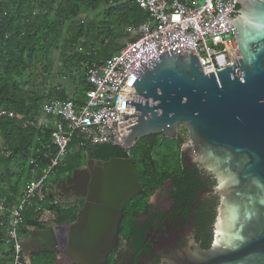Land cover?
<instances>
[{"label":"water","instance_id":"obj_1","mask_svg":"<svg viewBox=\"0 0 264 264\" xmlns=\"http://www.w3.org/2000/svg\"><path fill=\"white\" fill-rule=\"evenodd\" d=\"M235 3L239 10L233 20L216 21L235 27L238 62L205 74L196 56L170 50L144 69L132 87L137 97L126 101L125 108L135 109L126 120L135 122L126 129L125 150L152 135L174 139L186 124L188 154L218 182L213 247L185 256L180 264H264V0ZM87 168L92 181L82 188L85 205L76 221L53 222L25 237L23 252L29 262L35 255H59L66 249L54 264H105L116 247L123 210L143 192L136 165L130 158L90 159ZM53 190L50 186L51 200Z\"/></svg>","mask_w":264,"mask_h":264},{"label":"trees","instance_id":"obj_2","mask_svg":"<svg viewBox=\"0 0 264 264\" xmlns=\"http://www.w3.org/2000/svg\"><path fill=\"white\" fill-rule=\"evenodd\" d=\"M91 13L96 16L102 13V19L89 17ZM149 19L135 3L125 0H0V112H7L0 117V199L7 205L14 206L43 176L50 166L48 157L55 154L52 145L55 127L40 124L42 108L48 99L66 100L69 94L54 81L69 80L73 76L70 77L72 69L67 67L71 62L73 73L79 74L77 79L85 98L92 88L87 81L92 66L103 65L117 54L114 40L126 37L128 26H140ZM117 27L121 32L113 35ZM77 46H82V51ZM94 46L98 50H90ZM54 54H59L62 60L56 73H53ZM8 113H14L15 117ZM180 141H187L186 130L180 132ZM168 142L161 143L159 135L144 137L128 156L120 146L81 147L74 140L61 166L55 169V175L70 177L90 159L130 158L137 165L143 185L152 193L163 182L160 173H167L164 166L178 160L179 154L173 150L162 153L154 150ZM43 206L46 214L35 207L25 208L19 229L21 237L44 229L51 221L75 222L83 201L66 207L55 204L48 195ZM8 262L7 249L0 242V264ZM54 263L55 255L50 253L39 255L31 262Z\"/></svg>","mask_w":264,"mask_h":264},{"label":"built area","instance_id":"obj_3","mask_svg":"<svg viewBox=\"0 0 264 264\" xmlns=\"http://www.w3.org/2000/svg\"><path fill=\"white\" fill-rule=\"evenodd\" d=\"M236 0H125L135 3L149 15V21L138 27H128L130 37H141L124 45L120 52L103 65H93L87 81L92 88L79 104L73 99H53L43 105L42 112L56 120L52 142L55 154L50 166L14 206L0 199V242L9 255L8 264H31L24 256L19 229L23 212L28 206L47 213L43 206L49 195L51 176L61 166L74 140L81 147L114 145L126 149L125 138L135 118V109L125 108L126 101L137 97L132 87L146 67H153L159 56L173 54L196 56L205 74H214L240 60V50L231 24L218 20H233L239 10ZM7 112H0V117ZM15 117L14 113H8ZM130 156L131 149L125 150ZM33 173H36L34 170ZM55 204H61L54 199ZM64 205V204H63Z\"/></svg>","mask_w":264,"mask_h":264},{"label":"flooded vegetation","instance_id":"obj_4","mask_svg":"<svg viewBox=\"0 0 264 264\" xmlns=\"http://www.w3.org/2000/svg\"><path fill=\"white\" fill-rule=\"evenodd\" d=\"M183 130L187 132L186 142L180 141ZM159 136L160 142L169 141L168 145L155 147L154 150L157 153L173 150L179 154L178 160L175 164L172 162L164 166L167 173H160L163 182L152 193L145 188L139 176L143 192L125 206L118 243L105 264H180L185 256L213 247L220 206L217 179L188 154L190 142L186 124L179 126L174 139ZM115 158L120 157L114 156L103 162ZM79 170L77 177L71 181L68 182L73 175L60 176L56 183L50 185L54 187L51 195L66 207L81 201L83 207L85 205L81 191L86 183H91L93 174L87 164ZM53 222L57 225L74 223L51 221L42 230ZM60 246V243L57 244V248ZM65 254L66 249L61 250L59 255H55V261ZM38 256H33L31 261ZM71 263L75 264L73 260Z\"/></svg>","mask_w":264,"mask_h":264},{"label":"crops","instance_id":"obj_5","mask_svg":"<svg viewBox=\"0 0 264 264\" xmlns=\"http://www.w3.org/2000/svg\"><path fill=\"white\" fill-rule=\"evenodd\" d=\"M142 25V24H141ZM128 27H138V26H128ZM127 27V28H128ZM127 28H126V30H125V32H126V34H124L126 37H121V38H116L115 40H114V43H115V48H118L119 49V47H123L125 44H126V42L131 38L130 37V35L127 33ZM121 29H119L118 27L117 28H115V32H114V34L113 35H118L119 34V32H121L120 31ZM124 32V31H123ZM109 39V38H108ZM108 39H106V40H108ZM95 48V49H94ZM76 49L77 50H79V51H82V49H83V47L82 46H77L76 47ZM92 49V51H94V50H96L97 49V46H94L93 48H90V50ZM98 50V49H97ZM115 51V50H114ZM116 52V51H115ZM120 52V50H118V52L117 53H119ZM96 65V64H95ZM58 67H59V65H58ZM67 67L69 68V69H72V71L69 73V75H70V79L69 80H59V81H61V82H55V84H59V87H61V88H66L67 89V93L69 94V98L70 99H73V100H75L77 103H79V104H81V103H83L84 102V100H85V98H84V96H83V92H82V90H81V88H80V83H79V81L80 80H78L77 78L79 77V76H74L75 74H76V72L74 73V74H72L73 73V70H74V67L72 66V63L71 62H69V64L67 65ZM59 69V68H58ZM58 69H57V71H58ZM53 100V99H52ZM47 101H51V99L49 100H47ZM50 119V122L49 123H51V124H49L48 126H50V125H54V127H55V123H56V120L55 119H53V118H49ZM42 121V120H41ZM40 124H45L46 126H47V123L45 122H40ZM31 263V262H30Z\"/></svg>","mask_w":264,"mask_h":264},{"label":"rangeland","instance_id":"obj_6","mask_svg":"<svg viewBox=\"0 0 264 264\" xmlns=\"http://www.w3.org/2000/svg\"><path fill=\"white\" fill-rule=\"evenodd\" d=\"M102 12V11H101ZM102 13H100V14H98L97 16H96V14L95 13H91V14H89L88 16L89 17H91V18H94V16L95 17H97L99 20H101L102 19V16L103 15H101ZM65 37H66V34H65ZM97 48H99V47H97ZM54 56V67H53V73H56L57 72V69L59 68L58 67V65H61L62 64V60H60L59 59V54H54L53 55ZM45 58V57H44ZM48 60V59H47ZM50 62H51V60H50ZM43 65V64H42ZM44 65H47V62H44ZM43 65V68H45V66ZM74 71V70H73ZM37 72L38 73H40L41 72V70L39 69V67H37ZM75 73V72H74ZM73 73V74H74ZM51 76H54V74H51ZM74 76H79V74L78 73H76ZM49 78H51V77H49ZM54 82H61V81H59V80H56V81H54ZM46 102H48V101H46ZM45 102V103H46ZM44 103V104H45ZM42 120V121H41ZM41 120H40V122H46L47 123V126L49 125V124H51V123H49L50 122V119H49V117H47L46 115H42V117H41ZM45 125V124H44ZM46 126V125H45ZM60 177V175L59 174H56V175H54V176H52L51 177V179H50V181L51 182H55L56 181V179L57 178H59Z\"/></svg>","mask_w":264,"mask_h":264}]
</instances>
